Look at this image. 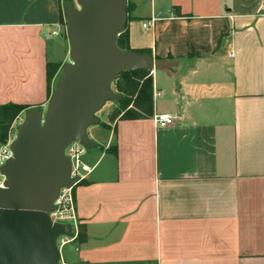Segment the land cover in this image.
I'll return each instance as SVG.
<instances>
[{"label": "crops", "instance_id": "obj_1", "mask_svg": "<svg viewBox=\"0 0 264 264\" xmlns=\"http://www.w3.org/2000/svg\"><path fill=\"white\" fill-rule=\"evenodd\" d=\"M127 5L130 51L154 59V115L89 129L62 264H264V0ZM64 24V0H0V106L24 107L0 153L48 111Z\"/></svg>", "mask_w": 264, "mask_h": 264}, {"label": "water", "instance_id": "obj_2", "mask_svg": "<svg viewBox=\"0 0 264 264\" xmlns=\"http://www.w3.org/2000/svg\"><path fill=\"white\" fill-rule=\"evenodd\" d=\"M127 2L77 0L81 9L67 11L72 64L64 67L45 117L37 110L27 114L1 167L0 264H62L57 241L72 236L73 228L50 215L61 191L81 181L72 176L66 150L74 143L95 146L88 130L108 103H119L113 84L123 72L154 68L152 56L118 46Z\"/></svg>", "mask_w": 264, "mask_h": 264}, {"label": "trees", "instance_id": "obj_3", "mask_svg": "<svg viewBox=\"0 0 264 264\" xmlns=\"http://www.w3.org/2000/svg\"><path fill=\"white\" fill-rule=\"evenodd\" d=\"M118 46L122 50L130 51L129 33L125 27V31L120 35ZM141 53L151 54L148 51ZM151 70L125 71L114 82L115 90L122 97L117 103L116 110L109 115V121L115 123L117 120H138L153 117L154 100H153V77ZM50 79V71L48 70ZM50 81V80H49ZM50 86V82H49ZM24 107L7 104L0 106V142L6 144L9 140L13 129V124L23 112ZM103 126H107L103 124ZM78 184H83L79 182ZM74 194V188H72ZM75 196V195H74ZM87 229L85 225L79 226L78 239L80 243L87 241Z\"/></svg>", "mask_w": 264, "mask_h": 264}, {"label": "rangeland", "instance_id": "obj_4", "mask_svg": "<svg viewBox=\"0 0 264 264\" xmlns=\"http://www.w3.org/2000/svg\"><path fill=\"white\" fill-rule=\"evenodd\" d=\"M127 6H126V11L128 10ZM70 9H76V10H80L81 9L79 4L77 3V0H64L65 34H67L66 31H67V25H68L67 11L70 10ZM124 31H125V29L123 31H121L120 34H122ZM67 42L68 43H66V50H67L66 53L69 52V54H70L71 53V51H70V43H69L68 40H67ZM60 52L62 53L63 50L61 49ZM67 60H68V62H66V64H72L71 55H70V57L68 56ZM49 71H50V79H49L50 80V89H51V95H52L51 97H53L54 94L58 91L59 81L63 77L64 67L61 68V65L52 64V65L49 66ZM113 88L115 90V84H113ZM115 93H117L116 90H115ZM116 106H117L116 102L108 103L100 112H98L96 114V116H95L96 123L94 125H92L91 127L96 126V125H101V120L102 119L104 120V118H106L107 115L109 116L111 113H113L116 110ZM43 117H45V115ZM108 120H109V117H108ZM69 151L70 150L67 149L66 150V154H68ZM50 217H51V219H52V221L54 223L63 224V225H71V222L73 220L71 218V217H73V214L70 216L68 213H66V211L61 209L58 201H56V203H55V211L53 213H51ZM71 237L72 236H64V235L60 236L58 241H57L58 247L61 248L62 245H63V242L67 241V240H70ZM60 262H61V260H60Z\"/></svg>", "mask_w": 264, "mask_h": 264}, {"label": "built area", "instance_id": "obj_5", "mask_svg": "<svg viewBox=\"0 0 264 264\" xmlns=\"http://www.w3.org/2000/svg\"><path fill=\"white\" fill-rule=\"evenodd\" d=\"M153 21V20H152ZM144 23V27L147 28L152 22ZM233 55V54H232ZM155 121L160 127H168L175 123V118L168 114H159L155 116ZM85 147L78 143L72 144L68 149L70 150L67 156L72 163V176H78L80 179L85 173L91 171L90 167L84 164L82 160V151ZM7 152L0 153V188L4 187L5 177L1 174V167L11 157ZM60 208L66 211L70 216L73 214L72 219L75 218V196L72 189H63L58 198ZM70 240L64 241L63 244L68 243Z\"/></svg>", "mask_w": 264, "mask_h": 264}]
</instances>
